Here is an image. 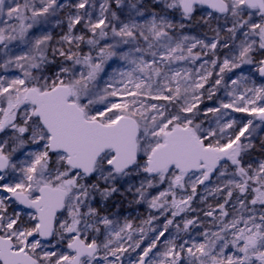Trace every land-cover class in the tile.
Returning <instances> with one entry per match:
<instances>
[{"label": "snow or ice", "instance_id": "6c2138e0", "mask_svg": "<svg viewBox=\"0 0 264 264\" xmlns=\"http://www.w3.org/2000/svg\"><path fill=\"white\" fill-rule=\"evenodd\" d=\"M72 7L0 0V264H264V0Z\"/></svg>", "mask_w": 264, "mask_h": 264}, {"label": "rangeland", "instance_id": "374dc122", "mask_svg": "<svg viewBox=\"0 0 264 264\" xmlns=\"http://www.w3.org/2000/svg\"><path fill=\"white\" fill-rule=\"evenodd\" d=\"M18 2H21V0H18ZM77 2H78V0H58V3H62L64 5V8H62L57 13V15L55 17L50 18L49 23L39 25V26H37V28H34L32 31H36L38 34L40 32L47 31L53 35L54 40L59 39V37L64 32H66V30H67V22H68L67 18L69 16V14L75 13L76 9L74 7H72V5H74ZM95 2L97 4L96 11L98 12V5L100 2H102V0H95ZM57 21H59V23H57ZM177 21H178V18H177ZM79 27L80 26L77 25V28H79ZM184 32H185V34L196 36L197 38H200V39L204 38L203 32H201V31H188L187 29H184ZM10 47H11V45H10ZM226 52H227L226 49H220V60L223 59ZM207 58L208 57H205V59H207ZM201 62L202 61H196L195 64H191V63H187V62H185V63L187 64V67L195 70ZM249 70H250L249 67L246 66L244 69V74L247 75L249 73ZM237 74H239V70H237ZM8 75H10V76L11 75H18V72H16L15 70H11L8 73ZM229 75H231V74H229ZM253 75L255 76L258 83L264 82V81H261V78L256 76L255 73H253ZM218 96H221L225 100H227V97L224 96L223 89H221V91L218 93ZM205 104L208 106H218V101H216L214 98L212 101L206 100ZM201 107L203 108L204 105H201ZM228 118H236L237 120H243L245 122H246V119H248V118L244 117L243 114H240V113H230ZM255 123L259 124L260 122L255 121ZM260 138H264V125H261V127H259L257 129V136H256L257 141ZM211 201H212V197H209V202H211ZM113 211L118 212V218H119L121 224H123L125 219H127V220L131 221L134 226L140 225L142 223V221L144 219H146L148 214H149V209L147 208L146 205H144V204H130L128 201L123 202V204L121 206H119L118 209H113ZM131 255L133 257H135V253H132Z\"/></svg>", "mask_w": 264, "mask_h": 264}, {"label": "trees", "instance_id": "16d2710c", "mask_svg": "<svg viewBox=\"0 0 264 264\" xmlns=\"http://www.w3.org/2000/svg\"><path fill=\"white\" fill-rule=\"evenodd\" d=\"M188 31H201L200 29L198 28H186ZM202 32V31H201Z\"/></svg>", "mask_w": 264, "mask_h": 264}]
</instances>
